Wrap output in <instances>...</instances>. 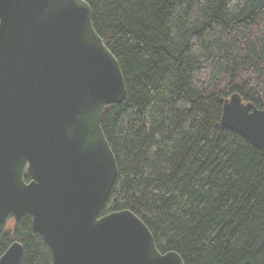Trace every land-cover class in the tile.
<instances>
[{"label": "trees", "instance_id": "obj_1", "mask_svg": "<svg viewBox=\"0 0 264 264\" xmlns=\"http://www.w3.org/2000/svg\"><path fill=\"white\" fill-rule=\"evenodd\" d=\"M84 1L127 91L101 118L118 165L101 215L131 211L185 264H264V158L220 123L234 94L264 110V0ZM15 242L51 264L29 215L0 257Z\"/></svg>", "mask_w": 264, "mask_h": 264}, {"label": "water", "instance_id": "obj_2", "mask_svg": "<svg viewBox=\"0 0 264 264\" xmlns=\"http://www.w3.org/2000/svg\"><path fill=\"white\" fill-rule=\"evenodd\" d=\"M126 92L86 1L0 0V233L29 215L51 264H185L131 211L101 215L118 177L101 118ZM220 123L264 158V110L234 94Z\"/></svg>", "mask_w": 264, "mask_h": 264}, {"label": "rangeland", "instance_id": "obj_3", "mask_svg": "<svg viewBox=\"0 0 264 264\" xmlns=\"http://www.w3.org/2000/svg\"><path fill=\"white\" fill-rule=\"evenodd\" d=\"M14 227V219H8V221L5 224V231H11Z\"/></svg>", "mask_w": 264, "mask_h": 264}]
</instances>
